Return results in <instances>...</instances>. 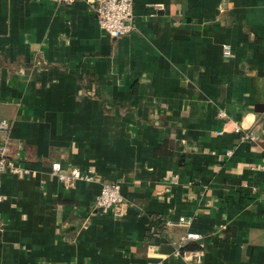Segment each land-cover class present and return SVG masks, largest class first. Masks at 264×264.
I'll return each mask as SVG.
<instances>
[{
    "label": "crops",
    "instance_id": "obj_1",
    "mask_svg": "<svg viewBox=\"0 0 264 264\" xmlns=\"http://www.w3.org/2000/svg\"><path fill=\"white\" fill-rule=\"evenodd\" d=\"M90 2L0 0V139L27 169L1 174L0 264H264V0H133L117 37ZM112 181L119 215L93 208Z\"/></svg>",
    "mask_w": 264,
    "mask_h": 264
},
{
    "label": "built area",
    "instance_id": "obj_2",
    "mask_svg": "<svg viewBox=\"0 0 264 264\" xmlns=\"http://www.w3.org/2000/svg\"><path fill=\"white\" fill-rule=\"evenodd\" d=\"M62 4H72L76 0H50ZM91 8L96 16L100 30L111 37H117L131 32L134 29V11L133 0H91ZM229 46L225 45L223 54L229 55ZM219 116H224L223 111L218 112ZM9 121L0 117V134L4 135L9 129ZM218 134L221 131H217ZM242 140H256L257 134L254 132H242L240 134ZM6 140L0 139V183L1 174L4 171H9L16 174H24L27 169L21 167L15 159L9 157L6 153ZM259 168L264 170V163L260 164ZM51 170L63 183L64 186H71L77 180H92L93 172L89 169L80 170L71 168L65 170L59 161L51 163ZM172 180H175L172 177ZM2 195L0 194V199ZM124 199L120 191L118 182H104L94 198L93 208L100 211H111L115 215H119L123 210ZM168 223V222H167ZM178 224L188 226L189 219L184 216H179ZM151 234L157 235L154 226L149 228ZM198 234L191 231H186L185 240H195ZM183 254L186 258L195 261H200L201 250H184Z\"/></svg>",
    "mask_w": 264,
    "mask_h": 264
},
{
    "label": "trees",
    "instance_id": "obj_3",
    "mask_svg": "<svg viewBox=\"0 0 264 264\" xmlns=\"http://www.w3.org/2000/svg\"><path fill=\"white\" fill-rule=\"evenodd\" d=\"M154 220V224L155 226H157L159 224V220L158 218H155V219H152ZM194 242L193 241H188L186 243H184L182 246H181V250H184V249H192V248H197L198 246H196L195 244H193Z\"/></svg>",
    "mask_w": 264,
    "mask_h": 264
}]
</instances>
